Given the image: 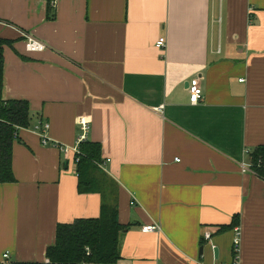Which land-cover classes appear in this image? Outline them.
<instances>
[{"label":"crops","instance_id":"1","mask_svg":"<svg viewBox=\"0 0 264 264\" xmlns=\"http://www.w3.org/2000/svg\"><path fill=\"white\" fill-rule=\"evenodd\" d=\"M54 2L48 20L47 0H0L1 96L32 117L13 146L17 181L0 184V262H46L59 224L100 217L101 196L78 192L74 154L53 146L73 147L86 119L130 226L120 264L230 262L235 234L220 229L236 215L239 264H264V181L242 172L264 146V0ZM24 33L47 49L28 53ZM151 225L161 230L142 232Z\"/></svg>","mask_w":264,"mask_h":264},{"label":"trees","instance_id":"2","mask_svg":"<svg viewBox=\"0 0 264 264\" xmlns=\"http://www.w3.org/2000/svg\"><path fill=\"white\" fill-rule=\"evenodd\" d=\"M55 0H47L48 20ZM9 42L0 39V184L16 183L13 170V146L23 129L32 127L30 105L27 101L2 99L4 68L3 47ZM75 156L79 194H98L102 198L101 215L94 219H77L59 224L56 241L46 251V262L4 261L0 264H120L121 238L130 229L119 222V190L117 183L104 171L101 145L86 141ZM251 170L264 181V146L247 153ZM240 225L236 215L220 232H228Z\"/></svg>","mask_w":264,"mask_h":264},{"label":"built area","instance_id":"3","mask_svg":"<svg viewBox=\"0 0 264 264\" xmlns=\"http://www.w3.org/2000/svg\"><path fill=\"white\" fill-rule=\"evenodd\" d=\"M53 6H56V2L53 3ZM25 38V48L28 53H40L44 52L47 49V46L42 43L41 41L37 40L35 37L24 33L23 34ZM166 46V39L161 38L156 44V47L158 49H163ZM189 93H190V102L192 105H198L202 100H203V90L200 85L199 79H194L189 83ZM161 110V109H160ZM79 126H80V131L81 134L78 137L76 144L73 147H66L61 144H54L53 146H56L62 154L68 155V153L74 154V156H78L81 152V145L88 141V135L90 131V125L86 119H80L79 121ZM49 124L48 123H42L40 122L39 125L35 128V131L38 132L40 135L42 144L44 146L49 145L50 139L48 136V131H49ZM75 160V165H76ZM110 162V161H107ZM105 163L102 165L104 169ZM251 166L249 165H242V172L243 173H248L251 172ZM160 227L157 225H151V226H145L142 228L143 233H153V232H158L160 231ZM234 231V239H233V244H232V260L230 262H226L224 264H239V259H240V246H241V229L239 226L235 227ZM204 241H211L212 240V235L210 233H205L203 236ZM215 249V247H213ZM10 256L9 254L4 255V260H9Z\"/></svg>","mask_w":264,"mask_h":264},{"label":"water","instance_id":"4","mask_svg":"<svg viewBox=\"0 0 264 264\" xmlns=\"http://www.w3.org/2000/svg\"><path fill=\"white\" fill-rule=\"evenodd\" d=\"M203 250H204V249L201 248V250H200V253H201V254L203 253ZM214 252H215V257L218 258V254H219L218 249H215Z\"/></svg>","mask_w":264,"mask_h":264},{"label":"rangeland","instance_id":"5","mask_svg":"<svg viewBox=\"0 0 264 264\" xmlns=\"http://www.w3.org/2000/svg\"><path fill=\"white\" fill-rule=\"evenodd\" d=\"M74 161H75V156H74Z\"/></svg>","mask_w":264,"mask_h":264}]
</instances>
